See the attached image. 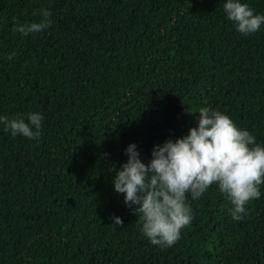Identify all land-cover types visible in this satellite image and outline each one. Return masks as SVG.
Masks as SVG:
<instances>
[{
    "label": "trees",
    "instance_id": "trees-1",
    "mask_svg": "<svg viewBox=\"0 0 264 264\" xmlns=\"http://www.w3.org/2000/svg\"><path fill=\"white\" fill-rule=\"evenodd\" d=\"M222 3L0 0V114L43 116L38 140L0 126V264H264V184L241 220L215 184L189 198L193 219L166 248L111 184L129 142L149 159L194 126L188 108H217L264 144V25L241 35ZM41 6L47 29L13 30Z\"/></svg>",
    "mask_w": 264,
    "mask_h": 264
},
{
    "label": "clouds",
    "instance_id": "clouds-1",
    "mask_svg": "<svg viewBox=\"0 0 264 264\" xmlns=\"http://www.w3.org/2000/svg\"><path fill=\"white\" fill-rule=\"evenodd\" d=\"M222 10L241 35L255 33L264 25V13L254 11L247 0H223ZM37 14L38 20L14 23L13 30L28 34L47 29L50 10L41 6L38 13L34 10ZM188 110L198 115L185 134L153 144L147 160L141 158L136 143L129 142L123 150L126 160L119 168L112 166L113 191L122 193L125 206L136 214L142 236L161 248L172 246L193 219L189 198H200L215 184L230 202L231 218L241 220L247 215L246 204L260 197L264 184V144L217 108L205 104ZM42 119L39 111L0 114V126L12 137L38 140ZM111 221L122 223L119 215Z\"/></svg>",
    "mask_w": 264,
    "mask_h": 264
}]
</instances>
